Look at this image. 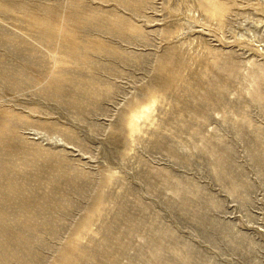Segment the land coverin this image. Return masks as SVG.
Returning a JSON list of instances; mask_svg holds the SVG:
<instances>
[{
	"label": "rangeland",
	"instance_id": "obj_1",
	"mask_svg": "<svg viewBox=\"0 0 264 264\" xmlns=\"http://www.w3.org/2000/svg\"><path fill=\"white\" fill-rule=\"evenodd\" d=\"M0 264H264V0H0Z\"/></svg>",
	"mask_w": 264,
	"mask_h": 264
}]
</instances>
